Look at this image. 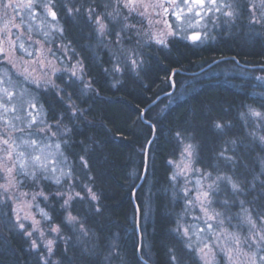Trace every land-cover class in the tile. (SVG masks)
Segmentation results:
<instances>
[{
    "label": "trees",
    "instance_id": "1",
    "mask_svg": "<svg viewBox=\"0 0 264 264\" xmlns=\"http://www.w3.org/2000/svg\"><path fill=\"white\" fill-rule=\"evenodd\" d=\"M66 24L69 38L83 60L90 87L81 92L71 86V98H65L66 102L59 101L55 94L51 98L52 105L50 98L43 97V101L50 117L71 116L69 106L79 109L71 120L65 118L62 122L72 129L64 136L69 141L66 150L79 177L76 180L93 189L98 197L94 206L100 211L95 212L88 204L79 203L81 209L75 213H79L89 232L85 244L88 252L85 253V247L73 240L74 230L66 228L67 237L71 239L65 248L58 246L56 249L57 264H89V261L111 264L114 259L120 264H144L137 253L136 205L142 238L141 258L150 264H170L172 254L179 256L176 250L170 252L171 246L165 247L172 221L170 214L164 213L169 204L162 192L168 184L169 160L184 141L195 144L194 160L213 173L217 172L214 169L223 168H220L223 164L218 159V152L225 148V153L230 156L235 150L243 167L233 174L246 188L239 199L242 197L246 201L244 208L264 211V145L258 140L264 135V128L248 114L249 108L264 112V87L259 80L243 76L247 72L261 73L264 77V68L255 67L264 66V33L260 39L243 30L242 34H237L236 30L228 31L229 35H221L201 48L170 38L166 48H144L143 61L138 65L141 67L122 73L120 80L115 82L105 68L108 58L104 53L102 59L95 58L85 46V29L78 33L77 29L84 24L79 26L76 21V26L70 25L72 28ZM81 37L83 43L78 42ZM210 64L202 72L191 73ZM173 70L180 71L173 74L175 89L181 80L188 84L181 100L165 106L163 103L175 91L167 94L171 89L169 79ZM158 97L160 99L150 105ZM216 122L227 124L229 128L221 134L214 128ZM253 130L256 136L251 135ZM178 132L180 136H177ZM233 140L237 143H231ZM146 148V175L133 193L142 175ZM80 155L90 157V172L81 169ZM146 183L150 185L148 193ZM0 264H41L21 235L1 220Z\"/></svg>",
    "mask_w": 264,
    "mask_h": 264
},
{
    "label": "snow or ice",
    "instance_id": "2",
    "mask_svg": "<svg viewBox=\"0 0 264 264\" xmlns=\"http://www.w3.org/2000/svg\"><path fill=\"white\" fill-rule=\"evenodd\" d=\"M0 6L4 9L12 8L13 12H18L22 9L32 18H35L37 12H40L42 15L50 16L53 21H57L58 19L57 11L55 10L56 0H7L6 3L4 0H0ZM97 6L90 5L87 8V20L94 26L93 31L97 36L102 38L115 36L117 44H122L125 39L131 40V36L124 34L135 28V25L128 23L129 18L133 15L139 16L142 21L147 20L151 25L153 22L151 19L152 12H155L159 16L158 9H163L164 13H168L171 10V15L180 23L176 24L174 28L173 24L164 21L167 31L161 30L159 34L149 36L150 40L164 47L168 46V37L176 36L180 31H186L183 27L184 24H187V28L193 30L206 26L201 25V21L205 19V16H209L210 19L209 14L215 15L216 13L234 19L237 15L236 9L239 7L238 4L230 3L228 0H114L113 3L104 5L105 8L111 7V11L97 13ZM252 7L259 12V15H256L255 12L252 13L250 23H264V0H258V2L257 0H253ZM67 11L71 15L73 11L79 13L81 9L68 8ZM5 14L7 15V13ZM156 22L159 23V21ZM9 24H12V27L19 30L24 24V17H20L19 24L12 23V19L9 17L3 30L0 31V57H3L5 61L13 64V67H15L13 57L18 49L27 52L29 56L32 53L27 51L24 43L19 42V32L15 34V40L11 38ZM29 31H31L30 28ZM58 31L63 35L64 30L62 27ZM136 34L139 35V31ZM45 35L47 36L48 33H45ZM186 38L192 42H197L202 37L199 32L193 31ZM35 43L40 42L36 41ZM37 50L44 55L43 48ZM47 52L53 56L55 55L51 49H48ZM16 58L23 61L22 57ZM32 63L39 64L42 68L44 67V61L40 58H37ZM132 63L136 64V61L133 60ZM77 66H79V70L82 72L83 66L79 61L77 62ZM77 66H74V68ZM119 70V68L115 69V71ZM32 71H36V69L33 68ZM57 71V69L52 67L53 74ZM24 72H28L27 67L24 68ZM47 75L48 73H45V76ZM72 75L76 76V71H72ZM0 83H4V81L0 80ZM44 83L48 87L55 89L57 93L62 91L50 78L44 80ZM86 87H90V85H86ZM0 93H2L0 95V203L9 207L10 211L15 213L17 226L23 231L25 236L31 239V247L39 251L42 243L44 249H46L47 256H51L54 253L56 239H45L46 231L56 233L57 238H64L62 237V233L65 228L79 226L78 231L81 238L89 236V232L85 228L79 213L73 214L74 205L77 201L81 203L88 201L89 207L93 208L95 212L100 211L99 207L91 203L98 200L96 193L91 187L87 184L82 185V194L81 191H75V183L67 184L69 180L74 181L79 179L76 176L74 166L68 165L67 168L64 167L67 164L68 157L62 150V144L67 147L69 141L61 139L59 143H55L54 145L47 142L50 139L49 133L51 137H63L72 131L71 128L63 125L62 122L65 118L71 120L79 109L69 106L71 116L63 114L59 118L53 116L51 119L55 122L56 131H53L52 124L47 123V116L41 120H37L32 112L27 113L26 127H18L16 123L7 118L8 113H17L18 111L14 103L15 94L7 88L0 89ZM67 95L70 99L71 94L68 93ZM29 107L38 111V106L35 103H29ZM20 110H24L23 102L20 105ZM248 113L256 119L260 127L264 128V112L249 108ZM13 120L23 122L25 117L15 115ZM61 128L63 129L62 131ZM214 128L220 130L221 134H223L224 130L229 128V125L216 122ZM17 132L21 133V136H17ZM25 134L28 138H24ZM180 135L178 132L177 136ZM251 135L255 136V133L253 132ZM258 140L261 145H264V135H260ZM231 143L236 144L237 141L233 140ZM53 146L56 154L61 159H56L55 154L51 151L46 152V150L52 149ZM84 151L87 152V149L85 148ZM225 151L226 149H222L219 152L218 159L224 161L227 171L218 172L212 183L207 186V189L201 186L196 196V200L200 203L201 211L207 216V220L204 222L207 230L209 233H212L214 231L213 225L208 223V221L219 218L217 220L220 226L219 233H216L214 238L209 241L207 239L202 240L200 236V233L206 231L205 228L193 230L191 226H181L178 224L175 231L183 242V249L186 250L187 258L191 259L193 264H264V255H259L257 258L258 251L264 252V211L244 208L245 200L238 201L243 212L242 216L240 213H237L236 216L225 217L223 213L216 211L213 207L214 204L225 209L234 207L237 204L235 197L244 194L246 191L244 182L233 174L236 169L243 167V161L235 154V150H233V154L230 156H226ZM195 153V144H184L181 151V161L176 165L180 169L177 175L198 171L192 167ZM78 159L81 169L90 172V157L86 158L85 155H80ZM201 175L211 177L212 173L202 172ZM172 179L175 180L176 175ZM42 180H51L58 186L57 191L49 194H46L42 188L37 191L36 189L40 186L39 182ZM91 180L92 178L89 177L90 182ZM23 188H30L31 191H21ZM49 195L58 197L62 201L60 205L61 209L67 213L60 220L59 224L49 225L45 229L41 227L40 220H36L27 214L21 216L20 213L23 211V207L31 208L33 206L32 202L36 201L37 196L47 201ZM185 196H188L187 189H185ZM221 196L224 198L219 199ZM28 197H30V200L27 199ZM10 202L15 203L16 206L12 207ZM194 202L191 199L188 200L190 204ZM35 207L44 221H52V216L44 208H40L38 203ZM28 219H31V224L26 227L23 220ZM232 219H237L238 223L232 225ZM226 220L228 221L227 228L223 227ZM37 233L40 243H38L37 238H33L34 234ZM70 239L71 237L65 238V242L67 243ZM84 252H88L87 247H85ZM241 257L244 259H241ZM41 259L45 261V264H52L44 254H41ZM89 264H98V262L89 261ZM170 264H186V260L176 254H172L170 256Z\"/></svg>",
    "mask_w": 264,
    "mask_h": 264
},
{
    "label": "rangeland",
    "instance_id": "3",
    "mask_svg": "<svg viewBox=\"0 0 264 264\" xmlns=\"http://www.w3.org/2000/svg\"><path fill=\"white\" fill-rule=\"evenodd\" d=\"M4 2L6 3L7 0H4ZM113 2L114 0H56L55 10L57 11V21H53L50 16L42 15L40 12H37L36 17L32 18L22 9L18 12H13L12 8L4 9L2 6H0V31L3 30L4 25L8 22L9 17H11L12 23L14 24H19L20 17H24V24L19 30L15 27H12V24H9L8 27L10 28L11 38L15 40V34L19 32V42L24 43L27 51L32 53V55L29 56L27 52L18 49L13 57L15 67H13V64L5 61L3 57H0V80L4 81V83H0V89L7 88L9 91L15 94L14 103L16 104L18 109L17 113L10 112L7 114V118L9 120H12L14 123H16L18 127H26L27 113L32 112L33 115L36 116L37 120H41L45 116H47V123L52 124L53 131H56L55 122L51 119L52 117L49 116V110L47 109L46 103L43 101V97L50 98L49 104L52 105L51 102L53 100L51 98H54V94L59 101L66 102L65 98L69 99L67 94L70 93L69 89L71 88V86H75V88L77 87V90H80L81 92L86 90L85 87L86 85H88V79L85 78V70L83 69V71L81 72L79 70V66H77L78 61L83 66V60L80 57V53L76 49V46L74 47L73 42L69 38V29L66 26V23L69 24V28H72V25L76 26V21L79 23V26H81L82 23L84 24V26H81L80 29H77L79 30L78 33L81 32V30L85 29V35H87L85 36L87 37L85 46L89 48L90 53H92L95 58L102 59V53H104V57L108 58L107 67L105 66V68L108 69V75H110V78L114 79L115 82H118L120 80L119 77L122 73H125L127 71H137V69L141 67L138 65L143 61L142 55L144 53V48H166L164 46L157 45L154 41L149 39V36L152 34H159L161 30L167 31V26L165 25L164 21H168L169 23L173 24L174 28L176 24L180 23L176 21L175 18L171 15V10L168 13H164L163 9H158L157 11H159L160 13L159 16H157L155 12H152L151 19L153 22L151 25L147 20L142 21L139 16L133 15L129 18L128 23L135 25V28L127 31L124 34L126 36H131V40L125 39L122 44H117L115 36L103 38L97 36L93 31L94 26L87 20V8L90 5H98L96 7V12L102 13L105 11H111V7L105 8L104 5L111 4ZM228 2L239 5V7L236 9L237 15L234 19L221 16L219 13H216L215 15L209 14L211 17L210 19L209 16H205V19L201 21V25L206 26H201L193 30L187 28V24H184L183 27L186 29V31H180L178 35L168 37L167 41L170 38H175L189 44L191 43V45H193L194 47L201 48V46L211 44V42H214V40L219 38V36L221 35H229L228 31L232 32L233 30H236L237 34H242L241 32L243 30L244 33H250V36H253L255 38L259 37L260 39H262V35L264 33V23H250L252 13L255 12L256 15H259V12L252 7L253 0H228ZM68 8H80L81 11L79 13L73 11V13L69 15L67 11ZM5 13H7V15ZM217 17H219V19H217ZM80 21L82 23H80ZM156 21H159V23H157ZM61 27L64 30L63 35H61V33L58 31V29ZM29 28L31 29V31H29ZM137 31H139V35L136 34ZM193 31L201 33L202 38L200 41L189 42V40L186 38V36H188L189 33ZM45 33H48V35L46 36ZM250 36L248 38H250ZM29 37H31V39H29ZM36 41H39L40 43H35ZM81 41L82 43L84 42L82 37L78 40V42ZM40 48L44 49V55H42L41 52L37 50ZM48 49H51L52 52L55 53V55L53 56L49 54L47 52ZM16 57H22L23 61L17 59ZM37 58H40L44 61L43 68L39 64L32 63L33 61L37 60ZM133 60L136 61V64L132 63ZM74 66L77 67L74 68ZM26 67L28 68L27 73L24 72V68ZM52 67L58 70L55 74L52 73ZM33 68H35L36 71H32ZM116 68H119L120 70L115 71ZM72 71H76V76L72 75ZM45 73H48V75L45 76ZM212 73L214 75H218L217 72L213 71ZM224 73H228V71H225ZM243 76L252 77L259 80V83L263 84L262 86L264 87V77L261 73H255V75H253L251 73L244 72ZM49 78L53 80L55 84L58 85L60 89H62V91H59V93H57L55 89L48 87L44 83V80ZM192 81H194V79ZM172 84L173 86H175L173 81L172 83H170V86ZM186 84H188V81L184 80H181L180 83H177L176 85L178 87L175 89L174 93H172L171 95L169 94V98L165 103H163V105L165 104V106H170L174 102L181 100V98H183V95L185 94L184 91L186 89ZM0 95H2V93H0ZM22 102L24 108L23 111L20 110V105ZM29 103L37 104L38 111L37 109L30 108ZM15 115L25 117V120L23 122L19 120H13V117ZM62 130L63 129L61 128V131ZM253 132L255 133L254 130L251 131V133ZM16 135L21 136V133L17 132ZM49 137L50 139H48L47 142L53 145L55 143H59L61 139H65L64 136L51 137L50 133ZM24 138H28L26 134L24 135ZM185 143L189 142L184 141L183 143L179 144L177 147V153L174 155L173 159L169 160L170 174L167 181L168 184L162 192V195H164L165 193L164 196L167 198V204H169L165 208L164 213L167 215L170 214V220L172 221V226L168 228L169 235L167 236L169 238L166 239L167 241L165 242V247L171 246V250L178 251L179 256L186 260V264H193V261L187 258L186 250L183 249V242L180 236L176 233L175 229L177 228L178 224L181 226H191L193 230L205 228L206 231L204 233H200V236L202 240L207 239L209 241L214 238V235L216 233H219L220 226L217 223V220L219 218H217V220L208 221V223H211L213 225L214 231L212 233H209V231L207 230L206 224L204 223L205 220H207V216L204 212L201 211L200 203L196 200V196L201 186H203L204 189H207V186L212 183L217 173L224 172V170L227 169L225 168L223 160H221V165H223L220 166V168H223H221V170H219V168L215 169V171H217L215 173L208 169L205 170L194 160L192 167L197 169L198 171L185 172L183 174L177 175V173L180 172V169L177 168L176 165L181 161V151ZM62 150L68 157L67 164L64 165V167L67 168L68 165L74 166L71 158L67 154L66 147L63 144ZM47 151H51L53 154H55L56 159H61L59 155L56 154L54 146L52 149L46 150V152ZM225 155L227 156L228 154L225 153ZM211 157L214 156L211 155ZM207 159L211 160L210 157H208ZM202 172H211L212 176H202ZM174 175H176L175 180L172 179ZM76 181L77 180H69L67 181V184H72ZM39 184L40 186L36 190L39 191L42 188L46 194L55 193L58 189V186L55 185L51 180H42L39 182ZM75 185V191H78L79 186L81 187L82 183L77 181V184ZM149 186V183H146V193H148L149 191ZM81 189L82 187L80 188V191L82 192ZM185 189L188 190L187 197L185 196ZM21 191H31V189L23 188L21 189ZM223 198V196L219 197V199ZM27 199L30 200V197H28ZM189 199L195 202L190 204L188 203ZM235 199L237 201V204L234 207L225 209L216 204H214L213 207L216 211L223 213L225 217L236 216L237 213H240V215L242 216V210H238L239 208H241L238 201L242 200V197L241 199H239V196H237L235 197ZM10 203L12 207L16 206L15 203ZM37 203L39 204L40 208H44V210L47 211L50 216H52V221L46 222L43 220V218L39 214L38 209L35 207ZM61 203L62 201L59 200L58 197H54L52 195H49V199L47 201H45L42 197L37 196L36 201L32 202L33 206L31 208L23 207V211L20 214L21 216L27 214L30 217H34L36 220H40L41 227L46 229L49 225L59 224L60 220L67 215V213L61 209ZM79 203L81 202L77 201L74 205V215H76L75 211L78 212L81 209L79 208ZM91 203L92 205H94L97 203V201H92ZM81 204L89 205L88 201H84ZM149 206L150 205H148V208ZM54 212L57 213L54 214ZM0 220L6 227L21 235V237L27 244L28 249L32 252L33 256L39 263L45 264V261L41 259V254H44L47 259L52 262V264H57L58 258L56 256V249L58 248V246H61L62 248H65L67 246V243L65 242V238H67L66 228L62 233V237L64 238H57L56 233L46 231L45 239H56L54 253L51 256H47L46 249H44L42 243L40 245L39 251L31 247V239L25 236L23 234V231L20 230L17 226L15 213L11 212L10 208L6 207L3 203H0ZM23 222L25 223L26 227H28L31 224V219L23 220ZM237 223V219L231 220L232 225H236ZM78 227L79 226H70L67 229L74 230L72 235L73 240H75L78 245L82 244L84 247H86L85 241L88 240V237L81 238ZM223 227H228L227 220L225 221ZM171 237L174 239H172ZM33 238L38 239V233L34 234ZM38 243H40L39 239ZM259 255H264V252L258 251L257 258L259 257ZM105 257L109 258V256ZM241 259L244 258L241 257ZM111 264L120 263H118V259H114Z\"/></svg>",
    "mask_w": 264,
    "mask_h": 264
},
{
    "label": "water",
    "instance_id": "4",
    "mask_svg": "<svg viewBox=\"0 0 264 264\" xmlns=\"http://www.w3.org/2000/svg\"><path fill=\"white\" fill-rule=\"evenodd\" d=\"M192 34V32L191 33H189V35H191ZM201 34V33H200ZM189 40V42L191 41L190 39H188ZM192 42V41H191ZM226 59H235L234 57H225ZM236 60V59H235ZM239 63V62H238ZM212 64H210V65H208V66H206V67H203V68H201V70H199L198 72H191V73H194V74H196V73H199V72H202V70H204L205 68H208V67H210ZM245 67H249V68H255V67H261V68H264V66H262V65H260V66H255V67H251V66H247V65H245ZM174 72H180V71H178V70H173L172 72H171V74H170V79H169V81H170V83H172V80H173V74H174ZM191 73H189V74H191ZM174 89H175V86H173V84L171 85V89H170V91L167 93V94H171L173 91H174ZM158 99H160V97H158L155 101H153V102H151L150 103V105L151 104H153V103H155ZM147 107H149V106H147ZM146 107V108H147ZM144 109L143 111H142V113H141V118H142V116H143V113L145 112V110H147V109ZM143 119V118H142ZM148 146H149V143H148V145H147V148H148ZM147 148L145 149V159H144V162H145V164H144V166H143V170H142V175H141V177H140V179H139V181L137 182V185L135 186V189H134V191H133V193L135 192V190L141 185V183H142V180L144 179V177H145V175H146V169H147V154H148V151H147ZM136 205V204H135ZM136 208H137V213H136V216H137V220H136V227H137V232H138V237H139V243H138V246H137V248H138V257L141 259V261L144 263V264H150L147 260H145V259H143V258H141V256H140V250H141V237H140V232H139V227H138V222H139V211H138V207H137V205H136Z\"/></svg>",
    "mask_w": 264,
    "mask_h": 264
},
{
    "label": "bare ground",
    "instance_id": "5",
    "mask_svg": "<svg viewBox=\"0 0 264 264\" xmlns=\"http://www.w3.org/2000/svg\"><path fill=\"white\" fill-rule=\"evenodd\" d=\"M139 243V242H138ZM141 245H142V238H141Z\"/></svg>",
    "mask_w": 264,
    "mask_h": 264
}]
</instances>
